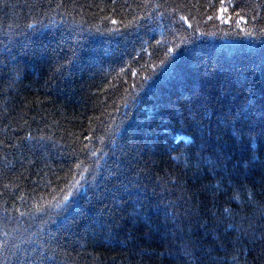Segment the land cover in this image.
Wrapping results in <instances>:
<instances>
[{
	"label": "trees",
	"instance_id": "obj_1",
	"mask_svg": "<svg viewBox=\"0 0 264 264\" xmlns=\"http://www.w3.org/2000/svg\"><path fill=\"white\" fill-rule=\"evenodd\" d=\"M0 264H264V0H0Z\"/></svg>",
	"mask_w": 264,
	"mask_h": 264
}]
</instances>
